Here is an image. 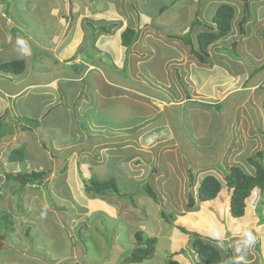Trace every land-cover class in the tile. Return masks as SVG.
Masks as SVG:
<instances>
[{
    "label": "rangeland",
    "instance_id": "rangeland-1",
    "mask_svg": "<svg viewBox=\"0 0 264 264\" xmlns=\"http://www.w3.org/2000/svg\"><path fill=\"white\" fill-rule=\"evenodd\" d=\"M223 2L231 3L237 16L230 36L209 47V59L211 62L218 61L220 52H224L226 55L221 62L230 69L228 73L217 69L212 63L213 67L199 63L190 52V46L172 37L176 33L183 35L188 32L198 16L201 24L194 27L191 35L196 43V34L200 29L204 30L206 23L211 24L213 14ZM247 2L250 17L243 25L245 30L241 31L240 22L244 18ZM41 3L39 6L33 0H0V30H8L1 39L5 41L7 35H11L9 38L14 48L21 49L15 47L14 43L18 32L25 35L24 30L37 31V37L47 40L51 35L49 30L81 28L86 36L79 48L82 54L74 55L75 59L80 61L85 57L92 61L102 58L104 62L107 61L113 86L100 79L104 75L100 64L81 82H67V85L74 87L75 98L81 92L82 96L75 101V112H68L63 106L44 120L46 128L57 117L64 121L54 128H48L47 136L43 137L45 143L51 142V138L56 141L57 149L53 147L54 144L48 148L54 153L55 161L51 164L47 160L39 166L44 163H40L44 158L37 153L43 155L41 140L32 132H23L17 121H9L16 131L14 135L0 139V175L2 170L26 169L29 162L32 163L29 171L33 168L42 170V167L51 170V173L42 185H28L24 189L19 184L10 185L2 175L0 217L10 214L15 229L5 231L0 218V264H124L119 260L136 246V230L158 238L156 253L150 262L164 264L176 259L185 264H198L196 260L199 258L192 249V235L184 233V236H188L186 242V237L181 238L176 234L182 231L176 226L183 225L190 232L196 231L215 240L226 259L228 244L222 242L221 247L217 242L227 240L229 231L226 228H230L231 217L239 220L242 216L227 214L230 211L229 190L223 172L217 167L221 165L225 170L233 164H241L250 170L248 156L264 149V72L257 73L256 76L261 77L258 80L246 68L251 66L255 69L264 64V0H45L48 6H59L58 18L61 17L58 21L48 20L49 10H42ZM78 5L80 10L77 9ZM163 5L166 6L164 10L161 9ZM81 9L83 12L87 10V13L81 14ZM105 9L109 11L105 13ZM102 20L107 24L121 20L122 25L118 21L111 32L98 33L96 28ZM59 21L61 25L66 22L70 28H64L65 25L61 26ZM128 26L140 33L130 52L122 44L121 33ZM96 35L100 36L98 40ZM28 36L17 37L26 42L23 38ZM233 42L237 43V53L230 50L234 47ZM35 49L40 51L38 47ZM34 53L31 59L36 61L39 69L50 71L54 67L51 65L55 61L52 55L48 57L45 51L43 54ZM238 61L246 68L242 69L246 73L244 78L235 75L234 70L239 68ZM125 66L127 68L124 70ZM84 67V64L77 63L66 71L80 75ZM61 68L64 66L61 65ZM104 89H107L106 97L102 96ZM151 90L156 92L149 94ZM188 95L194 102H221L223 106L217 110L204 103L196 104L188 100ZM32 100L34 104L37 103L35 98ZM25 102V108L20 101L17 107L21 119L27 122L33 116L26 114L31 105L29 101ZM59 112L61 116H58ZM81 122L83 127H93L95 123L116 126L113 128L132 125L133 132L128 133V128L112 132L96 129L82 132L77 125ZM143 123H147V126L135 136ZM75 126L76 134L64 140L68 135L66 128ZM25 135L33 143L37 141V148L35 146V149L28 150L30 161L9 163L7 156L12 144L21 142V136ZM101 137L107 138L103 142L108 147L98 141L97 138ZM86 140L91 141L96 149L89 151L85 148L95 161L89 165V169L87 164L80 163L86 154L79 148ZM116 151H128L133 154L130 159H138L129 165L134 168L132 171L136 176L132 180L127 175L128 163L120 164L112 160ZM122 172H125V177ZM208 173L221 179V195L207 204L208 201H198L197 207L189 208V193L193 190L197 196L198 190L195 184L192 185L193 182L201 180ZM92 175L104 180L114 178L125 194L141 190L133 201L129 197L119 198L115 195L92 196L84 188V181ZM137 178L149 181L156 187L159 203L146 195L143 183ZM262 201L264 197L261 191L255 189L246 201V210H257L264 223ZM162 211L176 217L173 224L167 222ZM226 215L230 217L226 218ZM199 216H202V224L199 223L197 228L191 227L190 220ZM247 217L243 221L247 226L245 230L255 235L257 228L247 222L251 221ZM217 228H222V232L216 234ZM231 232L232 247L229 248L234 250L235 255L230 261L236 264L240 260V264H243L248 260L243 254L244 250L238 252L237 247L244 231ZM258 242L252 248L256 249L259 244L260 249L263 242Z\"/></svg>",
    "mask_w": 264,
    "mask_h": 264
},
{
    "label": "crops",
    "instance_id": "crops-1",
    "mask_svg": "<svg viewBox=\"0 0 264 264\" xmlns=\"http://www.w3.org/2000/svg\"><path fill=\"white\" fill-rule=\"evenodd\" d=\"M33 2L38 3L39 6H40V3L42 2L41 3V9L46 10V12H47V10H49L50 14L48 16L49 17L48 20L54 19L55 21H58V19H60L61 15L58 18L59 6H56V7H53L54 5L48 6L47 4H45V0H33ZM62 2H63V0H62ZM64 2H65V0H64ZM108 2H112V1H108ZM76 5L77 4L74 5L75 10H76ZM50 8H52V9H50ZM78 8L80 10L79 5L77 6V9ZM81 11H82V9H81ZM86 11L87 10H85L84 12L82 11L81 14L82 13L86 14L87 13ZM107 11H109V10L105 9V13H107ZM115 11H116V9H115ZM51 13H53V14H51ZM5 14H8V13H5ZM52 15H54V16H52ZM51 17H54V18H51ZM107 19H108V17H107ZM110 19L114 20L112 18H110ZM235 19H236V17H235ZM59 23L61 25L60 21H59ZM209 23H206L205 25H207ZM61 26H64V28H66V29L68 27L66 22H63V25H61ZM52 28L54 29V26H51V29ZM68 28H70V27H68ZM200 30H202V29H200ZM49 31L51 34L50 37H48L47 40H42L39 37H37V34H39V33H37V31L24 30L23 32L25 35L29 34L28 37L23 38L24 40H26V42L20 40L17 37L18 35L25 36L23 34H19V32H18L17 36H15L16 42H14V43L16 44L15 47H17V48L21 47V49H16L13 46L14 44H12L10 42V41H12V39L9 38V37H11V35H7V39L5 41H3L1 39L5 35V33L6 34L8 33V30H4V31L0 30V62L11 61L14 59H24L26 61V64H27L26 70L24 72H22L21 74L7 73V72H3L0 70V116L4 117V122L7 126V128L10 126L14 127L12 125V123L9 121L15 120V121H17L18 125H20L19 123H22L21 125H27L28 126V129H26L23 132H32L33 134H35L37 136V138L39 140H41L42 145L40 147H42V149H43L42 152H43L44 156L39 152H37V153H38V155H41L44 158L40 161V163L41 162H44V163L39 164V166H42V164H45L47 160H49L50 164H51V162L55 161V159L53 158L54 153L52 151H49L48 148L52 147L53 144H54L53 147L56 148V144H55L56 141H54V139H52V138H51V142L45 143L43 141V137L47 136L46 130H48V128L51 129V128L58 126L59 124H61V122L64 123L63 118L61 120V118L57 117V120L55 119V120L49 122V125L46 128V126L43 124L45 122L44 120L46 118H48L49 115L55 109H57V108L59 109L60 107H63V106H64V109H66L68 112H75V110H74V106L76 105L75 101L77 102L79 100V98L82 96V92H81V95L75 98V94H74V93H76L75 89L73 86L67 85V82H69L68 84L81 82L83 79H85L87 74L92 73L91 71L97 68L96 65L100 64L103 67L102 72L104 74L103 76L102 75L100 76V79L102 81H104V83H107V85L110 84L111 86H113V81L109 79V71H108L109 65L107 66V64H106L107 61L101 62L100 60H96V59H93L92 61H90L89 59H86L85 57H84V59L81 58L80 61H78V58L75 59L74 55L78 54V56H80L82 54L81 50H79V48H81L82 42L84 41V38L86 36V34L84 35V31L81 30V28H79V30L77 28H72V30H55L54 29V31H52V30H49ZM173 35H175V34H173ZM100 36H103V34ZM100 36H98L97 40L99 39ZM109 38H111V37H108V39ZM110 40H109V42H110ZM94 44H95V42H93V45ZM23 45H25V46H23ZM35 47H38L40 49V51L38 52L35 49ZM44 51L48 53V57H50V55H52V58L55 59L54 63L53 64L51 63V65H54V67L50 71L39 69L38 65L35 63L36 61L31 59L32 55L35 54L34 52H37V53L43 52L44 53ZM225 55L226 54L224 52H220L219 57H218V59H219L218 61L216 60L215 62L214 61L211 62V60L209 59V62L206 64H208L210 67L213 65L217 69L219 68V70H223V71H226L228 73V72H230L229 71L230 69H228L227 67H224V65L221 63V61H222L221 59H223L225 57ZM210 58H211V56H210ZM77 63H81V64L85 65L83 74L78 75L77 73H73V72L69 73L66 71L67 68L75 67ZM211 63H212V65H211ZM237 63L239 64L238 65L239 68L237 70H234L235 75L244 78L243 75L246 73L242 69L245 70L246 68L248 69V67L246 66V68H243L242 67L243 63H241L239 61ZM61 65H63L64 68L60 69ZM176 69H178V67ZM248 71H249V69H248ZM234 72H233V75H234ZM259 80H261V79H259ZM72 89H73V91H71ZM99 91L102 92L103 90L100 89ZM106 91H107V89H104V92L102 95L103 97L107 96ZM70 94H74V95H70ZM32 98H35L37 100L36 104L33 103ZM25 100L29 101V103L31 105V108L28 109L29 111L26 114H31L33 117L30 119H33V120L35 119V120H38L40 122L37 127L29 125L21 119V115H20V112L18 110L17 103H18V101H20L23 108H25V104H26ZM102 105H103V103H102ZM16 107H17V109H16ZM81 109H82V106H81ZM78 110H80L79 107H78ZM58 116H61L60 112H59ZM147 123H143L144 125L140 126L141 128L138 129L139 131L137 133H135V136H137V134L138 135L140 134V131L142 130L143 127L145 128L147 126ZM69 124L70 123H68V125ZM77 125L79 128L78 130L82 131V132H86V131L89 132V131L95 130V129L99 130V131L102 130V131H111L112 132V131L119 130L121 128L122 129L128 128V133L133 132L132 125L125 126V127H117V128H113V127H116L114 125H111L110 127H108L109 125H106L104 123H95V125L93 127H90L89 125H87L86 127H83L82 122L80 124H77ZM76 126L73 128L72 127L66 128L68 131V135L63 138L64 140H66L67 138H70L73 134H76V132H77ZM14 131H16V130H14ZM13 133L8 132L6 137L11 136ZM78 134H80V132ZM6 137L4 136V138H6ZM97 139L99 142H102L105 147H108L107 144L105 142H103V140H107V138L101 137V139L100 138H97ZM21 140H22L21 142L17 141V143H13L12 147L24 145L26 147L27 153H28V150L30 148L35 149L37 141L33 143L32 142L33 140L32 139L28 140L26 135L21 136ZM86 141L87 142H84L81 144L79 151L85 152L87 157L85 155H83L84 157L82 158L80 163H81V165L87 164L86 167L89 169L90 168L89 165L91 163L93 164L95 161L93 160L92 155H90L91 153L87 154V152L85 151V148H87L89 151L90 150L96 151V149L94 148V145L91 141H88V140H86ZM93 142H94V140H93ZM31 144H34V145L32 146ZM97 146H99V145H97ZM36 148H37V146H36ZM111 153H113V152H111ZM113 154H114V157L112 156V160L114 162L117 161L118 163L120 162V164L123 162L128 163L127 171L129 170V172L127 173V175H128V178L132 180V178L135 176L134 170L132 171V169H134V168L129 167V165L131 164L130 162L133 161L132 159H130V157H132L133 154L129 153L128 151H125V152L116 151ZM134 155H137V154L134 153ZM61 156H62V154H61ZM94 156H96V155H94ZM26 159H28L27 161H30V157L28 155H27ZM26 159H25V161H26ZM137 160L138 159H135V161H133V162H137ZM9 163H13V162H9ZM15 163H18V162H15ZM31 164L32 163L29 162L27 164L26 169L25 168L21 169L19 167L20 169L15 168V169H10L8 171L13 172V173H18L22 170L23 171H29L28 169H30ZM137 165L139 166V163H137ZM137 165L135 164V166H137ZM40 168L43 169L42 167H40ZM136 168H139V167H136ZM81 169L83 170V168H81ZM122 175L125 177V172H122ZM1 176H2V174H1ZM137 179H139L140 182L142 181L141 178H137ZM226 193H228V191H226ZM219 195H221V193H219ZM228 196L230 197L229 193H228ZM217 198H215V199H217ZM209 202H211V201L206 202V204ZM257 212L258 211L255 209L246 210V213L244 216H242V219H239L240 221L237 219L233 220L231 217L230 223H229L230 228H226L227 230L224 229L226 231H229L227 236H226L227 240H223V241L220 240L221 242H217V243L221 244L223 242V243L228 244V248L230 246L232 247L230 237H232L233 234L231 231H234V232L238 231L241 233L243 231H246L245 229L247 226L244 223L245 222L244 219L247 216H248L247 218H250V220H251V221H247V222L250 225L253 224V226H255L257 228V230H255V235L257 237V241H259L260 243L261 242L264 243V239H263L264 238V223L261 221L260 215L259 216L257 215ZM263 212H264V210H263ZM227 214H230V211ZM263 216H264V213H263ZM228 217H230V216L226 215V218H228ZM201 219H202V216H199V218L198 217L193 218L192 220H190V226L197 228V226H200L199 223L201 222ZM200 224H202V223H200ZM178 225H180V224H178ZM221 225H222V223H221ZM176 227L179 229L178 226H176ZM202 228L206 229V226L202 225ZM187 229H189V228H187ZM217 229L218 230H215L217 232L216 234H219L222 232V228H217ZM180 232H182V231H180ZM180 232H176V234L180 235L181 238L186 237L185 239L187 242L188 241L187 237L189 236V234H187L185 232H182V233H180ZM192 232H194V231H192ZM172 233H175V232H173V230H172ZM184 233L188 236H184ZM197 233H199V232H197ZM212 233H214V232H212ZM203 235H205V234H203ZM206 236L208 237V235H206ZM260 239H261V241H260ZM263 243H261L260 249L258 247V245H259L258 244V245H256V249L254 247V248H251V250L248 249L246 251H243V254L246 256L245 258H247V260H248L247 262L243 261V264H250L251 262L254 264H264V256L262 257ZM253 249H255V250L253 251ZM247 251H249V253ZM260 251L262 253H259ZM231 254H232V258H234L233 254L235 255V253H234V250L232 248H231ZM196 255H197V253H196ZM230 260L231 259H229L227 256L226 259L223 258V261L221 264H228V262ZM249 260L251 261L250 263H249ZM196 261H197L196 263H198V264H204L201 260H196ZM233 262H232V264H234Z\"/></svg>",
    "mask_w": 264,
    "mask_h": 264
},
{
    "label": "trees",
    "instance_id": "trees-1",
    "mask_svg": "<svg viewBox=\"0 0 264 264\" xmlns=\"http://www.w3.org/2000/svg\"><path fill=\"white\" fill-rule=\"evenodd\" d=\"M248 3H246V12L243 20L240 22V30L244 31L243 24L250 17V10L248 8ZM162 10L166 9V6L163 5ZM236 17V9L229 2L221 3L215 13L211 18V24H207L204 26V30H200L196 34V43H194V39L191 37L192 30L197 24L200 23V19L196 16L191 23L190 30L183 35H172L173 38L181 39L186 45L190 46V52L192 55L199 61V63L206 64L209 62V58L211 56L209 47L222 41L221 39H226L230 36L234 28V21ZM120 26L122 25V21L118 20ZM118 21H113L107 24L106 21H99L96 30L98 33H109L111 30H114L117 26ZM208 27V28H206ZM96 32V33H97ZM139 30L134 27L128 26L122 32V44L126 47V51L130 52L132 47L139 39ZM97 36V35H96ZM98 38V36H97ZM233 48L230 50H234L235 53L237 49V43L233 42ZM225 48H222V51ZM231 55V53H230ZM101 62L104 60L101 58ZM222 63V62H221ZM223 64V63H222ZM26 61L24 59H14L11 61L0 62V70L7 73L13 74H21L26 70ZM111 65V64H110ZM207 65V64H206ZM239 65V64H238ZM250 69V75L256 77L258 80L261 77H257L258 72H264V64L261 66L252 69L251 66H247ZM127 68L125 66L124 70ZM263 70V71H262ZM154 94L156 91H150ZM156 95V94H155ZM188 100L192 101L191 96L188 95ZM196 104H203L204 102L200 101H192ZM212 106L213 108L220 110L222 108L223 103H204L203 105ZM263 109H264V100H263ZM27 124L37 127L39 125L38 120L29 119ZM4 117L0 116V139L7 135L8 132H14L15 128L10 126L7 128L5 126ZM23 131L28 129L27 125H21ZM28 153L26 147L24 145L12 147L7 156L8 161L10 162H22L26 159ZM247 164L251 168L248 170L244 165L241 164H233L228 169H223L221 165L217 168L223 172V177L226 181L227 189L230 193V201H229V210L233 217H241L246 213L247 199L252 194L255 189H259L261 191L262 196L264 197V149L256 151L253 155L248 156ZM1 167V166H0ZM193 168V167H192ZM191 168V169H192ZM1 170V168H0ZM193 172V171H192ZM191 172L193 176L194 173ZM51 170H31V171H20L18 173L9 172L8 170H2V175L5 176L10 185H16L21 189L26 188L28 185L35 184H43L48 180ZM3 179V176L0 175V180ZM143 183V190L146 195L152 198L157 203L160 202L159 193L156 191V187L151 184L149 181H141ZM196 185L197 196H195L193 190L189 193V208L197 207L198 201L205 202L211 201L217 198L219 193L223 188V184L220 178H218L215 174L208 173L201 180L193 182L192 185ZM141 185V184H140ZM84 188L87 194L96 196V195H115L119 198H130L132 201L137 192L141 189L133 191L130 195L121 192L118 182L114 178L110 179H98L96 176H90L88 180L84 181ZM11 189V187H10ZM14 188H12L13 190ZM9 191V190H8ZM17 192L15 189L13 190ZM129 195V196H128ZM264 203V201H262ZM163 217L167 220L168 223L173 224V219L176 217L169 213L168 215L162 211ZM4 223V230L10 232L11 229H15L13 225V218L10 214H5L0 217ZM179 229L184 231L187 234L192 235V249L195 253H197V257L204 264H221L223 261V253L217 247L215 240H212L209 237L202 236L197 232H190L183 226H178ZM4 232V231H3ZM135 240L136 246L127 254H125L119 260L120 263L124 264H158L154 262H150V260L154 257L156 253V246L158 244V238L156 236H147L144 231L136 230L135 231ZM228 258L231 259L232 254L230 248H228ZM185 251V250H183ZM75 264H86L85 262H77ZM164 264H185L182 261L172 259L168 263Z\"/></svg>",
    "mask_w": 264,
    "mask_h": 264
},
{
    "label": "clouds",
    "instance_id": "clouds-1",
    "mask_svg": "<svg viewBox=\"0 0 264 264\" xmlns=\"http://www.w3.org/2000/svg\"><path fill=\"white\" fill-rule=\"evenodd\" d=\"M256 241L257 237L251 231H244L242 233V239L237 247V251L239 252L241 249L244 251L251 249L253 245H255ZM220 246L222 247L223 244L221 243ZM241 259H243V257H241ZM228 264H232V262L229 261ZM236 264H240V260H237Z\"/></svg>",
    "mask_w": 264,
    "mask_h": 264
}]
</instances>
